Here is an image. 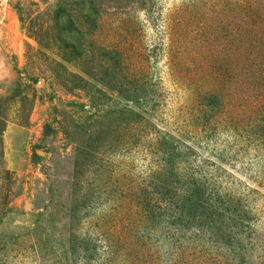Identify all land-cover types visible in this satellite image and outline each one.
<instances>
[{"label":"rangeland","instance_id":"rangeland-1","mask_svg":"<svg viewBox=\"0 0 264 264\" xmlns=\"http://www.w3.org/2000/svg\"><path fill=\"white\" fill-rule=\"evenodd\" d=\"M0 264H264V0H0Z\"/></svg>","mask_w":264,"mask_h":264},{"label":"trees","instance_id":"trees-1","mask_svg":"<svg viewBox=\"0 0 264 264\" xmlns=\"http://www.w3.org/2000/svg\"><path fill=\"white\" fill-rule=\"evenodd\" d=\"M33 158H34L35 161H37V159H38L37 155H35V154H34Z\"/></svg>","mask_w":264,"mask_h":264}]
</instances>
